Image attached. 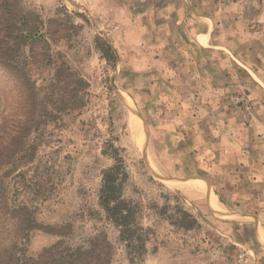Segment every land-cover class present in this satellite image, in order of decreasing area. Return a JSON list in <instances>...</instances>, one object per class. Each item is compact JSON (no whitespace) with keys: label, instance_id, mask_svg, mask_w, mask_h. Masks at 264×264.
I'll use <instances>...</instances> for the list:
<instances>
[{"label":"rangeland","instance_id":"1","mask_svg":"<svg viewBox=\"0 0 264 264\" xmlns=\"http://www.w3.org/2000/svg\"><path fill=\"white\" fill-rule=\"evenodd\" d=\"M8 2L29 15L27 28L43 22L46 42L89 87L87 104L34 124L31 96L0 68V264H33L55 245L56 258L92 247L100 264H130L98 205L102 174L113 165L107 143L129 172L125 197L143 209L147 250L135 264H264V0ZM206 23L212 43L199 47ZM3 36L0 56L16 50ZM97 38L115 51L114 67ZM154 205L169 216L180 205L200 227L179 229Z\"/></svg>","mask_w":264,"mask_h":264},{"label":"trees","instance_id":"2","mask_svg":"<svg viewBox=\"0 0 264 264\" xmlns=\"http://www.w3.org/2000/svg\"><path fill=\"white\" fill-rule=\"evenodd\" d=\"M2 2L0 21L4 25L0 33H4L3 37L14 40L16 50L9 48V53L0 56V68H3L18 83V89L31 96V105L34 106L35 111L32 113L33 118L29 117V119L33 120L34 124L43 118L58 122L75 109L87 104L89 85L70 66L61 51L51 49L41 33L43 22L29 29L25 26L29 15H21L20 9L7 4L8 0H2ZM55 22L56 20L51 19L47 23L49 36L54 29V24H57ZM97 44L107 63L114 67L118 60L115 51L100 38H97ZM26 47H29L28 53H26ZM38 47H41L39 52L36 50ZM110 90H112L111 87ZM50 100L53 104L51 108L48 106ZM37 109L38 112H36ZM24 130H28L26 124L19 128V132ZM107 144L103 155L111 158L113 165L105 169L102 174L98 205L107 220L119 229L120 240L126 247L129 262L135 264L137 259L140 261L143 259L147 250V230L139 219L143 209L139 202L125 197V189L130 181L129 172L119 149L112 143ZM154 207L159 208L158 205ZM159 210L160 214L168 215L169 209L166 206ZM168 218L173 226L185 231L200 227L197 219L180 205L176 207L173 215H168ZM27 228L31 230L33 226L27 225ZM90 243L94 245V242ZM59 246L55 245L38 255L37 259L31 258L29 261H33V264H100L104 262L98 251L92 247L69 248L67 252H62L58 255L59 258H56L55 253Z\"/></svg>","mask_w":264,"mask_h":264},{"label":"crops","instance_id":"3","mask_svg":"<svg viewBox=\"0 0 264 264\" xmlns=\"http://www.w3.org/2000/svg\"><path fill=\"white\" fill-rule=\"evenodd\" d=\"M197 17H199V16H197ZM244 17V16H243ZM243 17L242 16H239V18L241 19V21L243 20ZM185 19V17L184 18H180V20H184ZM205 19H207V22L209 21V22H211V23H213L210 19H208V18H205ZM197 20V22H199V19L197 18L196 19ZM196 22V24H195V27H193L192 29H191V31L192 32H194V29H196V28H199V24ZM205 26H207V29L205 28ZM211 25H209V23H206V25H204V27L203 28H205V30L203 29L202 31H200V32H198L197 34H196V39H197V44H198V46L200 47V46H203V47H205L206 45L207 46H210V44L212 43V34L213 33H211V27H210ZM201 27V26H200ZM232 33H237V31H233V32H231V34ZM243 33V32H242ZM246 33H247V35L249 34V30H246ZM246 33L244 34L243 33V36H247L246 35ZM256 36V35H255ZM202 44H201V43ZM228 51V50H227ZM229 52V54H231V57L235 60L234 62H237L238 64H240V65H242L245 69H248V67H250L247 63H246V61H244L243 60V58H241V56L239 55V54H237L236 52H234L233 51V53H235L238 57H239V59L238 58H236V56H234L233 54H232V52H231V50H229L228 51ZM244 63V64H243ZM247 65L248 67H246V66H244V65ZM231 65H232V62H231ZM243 67H240V68H243ZM262 119L264 120V117H262ZM215 193V192H214ZM217 197L218 198V196L216 195V194H214V196H213V198L214 197ZM214 204H215V202H214ZM263 228V227H262ZM264 229V228H263ZM260 239L262 240V242H264V230H260Z\"/></svg>","mask_w":264,"mask_h":264},{"label":"bare ground","instance_id":"4","mask_svg":"<svg viewBox=\"0 0 264 264\" xmlns=\"http://www.w3.org/2000/svg\"><path fill=\"white\" fill-rule=\"evenodd\" d=\"M136 127V126H134ZM179 187H182L184 189H187L190 192L199 193L202 195H209L210 196V189L206 187L205 185L199 184V183H193V182H179ZM215 194V193H214Z\"/></svg>","mask_w":264,"mask_h":264}]
</instances>
